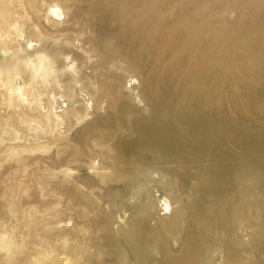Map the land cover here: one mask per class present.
<instances>
[{
    "label": "rangeland",
    "instance_id": "1",
    "mask_svg": "<svg viewBox=\"0 0 264 264\" xmlns=\"http://www.w3.org/2000/svg\"><path fill=\"white\" fill-rule=\"evenodd\" d=\"M1 215L3 264H264V0H0Z\"/></svg>",
    "mask_w": 264,
    "mask_h": 264
},
{
    "label": "bare ground",
    "instance_id": "2",
    "mask_svg": "<svg viewBox=\"0 0 264 264\" xmlns=\"http://www.w3.org/2000/svg\"><path fill=\"white\" fill-rule=\"evenodd\" d=\"M53 13L56 15V16H59L61 13L59 10H56L54 9L53 10ZM50 200H52V198H49V200L45 201V202H49ZM166 206L169 205V203L166 201L165 202ZM0 218H3V216L1 215ZM53 215L51 214L50 215V218H48V221L49 223H53ZM2 230H7V229H2ZM15 232V233H19L21 235H24L26 234L27 232H31V233H34V232H37L38 234H43L41 232V230H39L38 228H31V227H27V228H24L23 226H19L17 229H14L12 230V232ZM44 236H46L47 234H43ZM82 243L83 240L81 241ZM74 248V247H73ZM68 255H74V256H80V258L83 259V262H86V259L88 258H92V255L86 250V249H82L81 251L79 250H76V249H71L69 248V253H66ZM15 257V258H14ZM95 259V258H94ZM19 261L18 263H16L15 261ZM29 259H27L25 256H24V253L22 250H19V251H14L13 249L7 254V257L4 258L3 262L4 264H23L24 261H27ZM97 262L95 260H93L90 264H96ZM0 264H3L0 260ZM45 264H55L54 263H45Z\"/></svg>",
    "mask_w": 264,
    "mask_h": 264
}]
</instances>
